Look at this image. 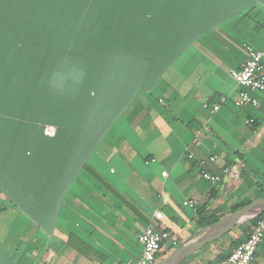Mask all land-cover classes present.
I'll return each mask as SVG.
<instances>
[{
    "label": "crops",
    "instance_id": "crops-1",
    "mask_svg": "<svg viewBox=\"0 0 264 264\" xmlns=\"http://www.w3.org/2000/svg\"><path fill=\"white\" fill-rule=\"evenodd\" d=\"M26 1L32 7L33 0L11 3ZM152 8L158 23L147 14L145 35L109 76L92 80L77 65L52 71L48 83L56 87L96 82L90 93L98 105L93 115L79 109L54 136L24 110L28 71L11 35L22 27L0 25V264L136 260L148 224L177 241H164L156 262L203 231L208 217L264 196V116L233 102L245 90L262 94L231 74L245 60L243 43L264 60V0H153ZM37 71L30 68L31 89ZM199 161L220 180L205 179ZM257 216L180 264H217L246 239ZM250 264H264V238Z\"/></svg>",
    "mask_w": 264,
    "mask_h": 264
},
{
    "label": "trees",
    "instance_id": "trees-1",
    "mask_svg": "<svg viewBox=\"0 0 264 264\" xmlns=\"http://www.w3.org/2000/svg\"><path fill=\"white\" fill-rule=\"evenodd\" d=\"M31 4L32 7L26 1L13 5L11 0H0V9L13 13L6 17L0 10V25L22 27V32L11 35L23 50V67L28 71V81L23 86L24 110L29 115L31 112L33 116L37 114L41 132L45 124H51L57 133L70 120L78 119L79 109L92 108L88 115H93L98 105L90 93L96 82L87 78L80 85L66 80L62 87H56L48 83L52 71L69 70L77 65L83 67L92 80L109 76L112 67L128 58L132 46L137 44L134 41H140L145 35L142 30L149 23L146 16L151 14L153 0H33ZM15 10L23 15L17 11L14 14ZM34 12L46 14L35 17L32 16ZM150 17L152 23L153 20L158 23V16L151 14ZM7 19L10 22L7 23ZM128 26H139L140 30ZM9 42L15 46L11 39ZM31 67L38 70L37 88L34 89L30 87ZM219 218L218 215L208 217L205 225Z\"/></svg>",
    "mask_w": 264,
    "mask_h": 264
},
{
    "label": "built area",
    "instance_id": "built-area-1",
    "mask_svg": "<svg viewBox=\"0 0 264 264\" xmlns=\"http://www.w3.org/2000/svg\"><path fill=\"white\" fill-rule=\"evenodd\" d=\"M242 47L246 52L245 60L239 68L231 71L232 77L236 83L247 88L248 90L261 92V97L257 98L250 95L248 91H242L234 99V104L237 106L250 105L259 107L264 116V60L263 52L255 49L248 43H243ZM225 97H221L220 101H224ZM208 106L207 104L205 105ZM218 107L217 104L212 105L214 111ZM253 120L249 119L248 123ZM42 133L46 136H54L56 127L51 124H45L42 128ZM210 160L213 157H209ZM202 176L210 181H218L220 177L210 174L204 167V162L199 161ZM165 176L166 172L163 171ZM185 205L194 207L192 199H186ZM155 217L161 218V212H155ZM264 238V212L260 213L255 220L252 230L247 235L246 239L239 242L226 258L220 260L217 264H250L254 258V252L257 244ZM138 241L141 244L142 250L140 256L136 260H129L121 264H153L157 253L160 251L161 245L164 241H169L172 245H176L177 241L172 237L168 230H156L151 224H148L143 231L138 235Z\"/></svg>",
    "mask_w": 264,
    "mask_h": 264
},
{
    "label": "water",
    "instance_id": "water-1",
    "mask_svg": "<svg viewBox=\"0 0 264 264\" xmlns=\"http://www.w3.org/2000/svg\"><path fill=\"white\" fill-rule=\"evenodd\" d=\"M262 211H264V196L220 217L216 222L207 225L203 231L195 234L192 239H187L182 242L165 258L153 264H180L184 259L199 250L205 244L228 233L233 227L242 224L245 220L254 218L262 213ZM199 234L201 235L198 238H194Z\"/></svg>",
    "mask_w": 264,
    "mask_h": 264
}]
</instances>
